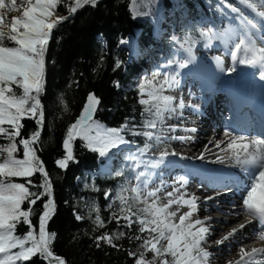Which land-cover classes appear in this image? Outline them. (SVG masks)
Segmentation results:
<instances>
[{
	"label": "snow or ice",
	"instance_id": "6c2138e0",
	"mask_svg": "<svg viewBox=\"0 0 264 264\" xmlns=\"http://www.w3.org/2000/svg\"><path fill=\"white\" fill-rule=\"evenodd\" d=\"M99 0H0V264H28L38 258L46 264H67L64 257L53 250L55 232L47 225L56 211L53 181L38 152L41 131H34L29 137L22 136L26 119L35 120L38 128L44 125V108L41 95L46 83V64L49 43L53 31L70 16L85 6L96 7ZM240 6L230 2L225 7L238 18L239 39L230 52L232 66L226 68L224 61L216 57V65L222 72H234L236 66L245 65L264 69V0H239ZM63 5L67 15H58ZM140 0H131L133 16L140 15ZM19 13L9 20L7 13ZM221 37L209 30L201 33V39L210 44ZM120 43H127L121 40ZM198 40L187 36L180 48L189 54V59L177 62L178 68L188 67L194 59L193 49ZM117 60L115 67L119 68ZM159 75V74H158ZM179 72L164 74L163 80H146L139 84V104L142 106V120L139 125L125 121L120 127L112 128L95 119L101 99L89 93L79 118L69 125L63 140L64 155L55 161L60 169H67L75 162L74 144L77 139L99 157H109L115 150L130 145L127 135L143 136L145 143L125 156L127 167L134 173L135 185L121 186L115 196L119 202L118 211H113L110 221H115L117 230L95 237L96 247L106 244L116 250H123L119 241L128 238L139 241L144 251H128L134 264H211L213 253L208 237L211 235V216H198L200 197L186 191L188 180L180 177L171 191L165 192L167 185L149 189L155 169L164 163L169 155H178L165 149L156 159H145L152 148L161 142L159 134L166 121V114H174L185 107L183 99L166 94L179 84ZM264 79V71L261 72ZM118 88L119 82H114ZM63 103V102H62ZM67 110V104L64 103ZM170 130L175 131V128ZM196 132V128L185 129ZM225 139L215 140L217 163L231 162L234 166L250 173L249 182L241 188V207L245 222L232 227L216 245H223L246 225L256 222L259 230L254 240L264 242V138L238 135L233 131L224 132ZM191 139L190 137H172ZM22 148V157L19 155ZM211 151V149H205ZM186 158V157H184ZM203 160L204 153L196 157ZM42 177L38 184L33 177ZM117 175H124L118 172ZM23 178L26 182H16ZM37 189V190H33ZM184 189V191H182ZM161 193H164L162 196ZM111 195L105 193L106 198ZM217 196L220 193L216 194ZM47 197L45 200L44 198ZM214 196L205 197L206 200ZM38 201H43V211L39 217L38 231L31 216ZM27 203L28 207H23ZM187 208V211L184 209ZM93 223L105 228L106 221L100 215L99 207L93 205ZM77 220L84 217L77 214ZM89 219L92 216L89 215ZM26 225L28 231L17 232L19 225ZM136 232L130 234L133 226ZM127 229L129 231L121 230ZM238 259L228 264H264V246L238 248ZM149 253L151 256L149 257Z\"/></svg>",
	"mask_w": 264,
	"mask_h": 264
},
{
	"label": "trees",
	"instance_id": "16d2710c",
	"mask_svg": "<svg viewBox=\"0 0 264 264\" xmlns=\"http://www.w3.org/2000/svg\"><path fill=\"white\" fill-rule=\"evenodd\" d=\"M144 1L150 11L149 19H136L129 0H99L96 7L85 6L61 23L53 31L47 52L46 83L40 97L45 115L43 128H38L35 120L23 121L22 136L29 137L34 131H41L38 155L53 181L56 204L55 214L47 228L56 233L54 252L64 257L67 264H134V258L129 257L127 252L139 250V241L128 238L118 242L123 245V250L119 251L103 243L98 248L95 243V237L103 232L117 230L116 222L109 221L112 212L118 211L119 202L111 206L105 193L115 189L123 179L102 176L98 171L99 155L86 148L81 140L75 141L76 161L70 162L66 170L55 163L64 155L63 140L67 129L79 118L89 93H95L101 99L97 119L106 126L120 127L126 120L131 124H140L142 106L136 84L146 63L159 60L158 51L152 50L156 55L149 53L142 61H129L120 41L128 40L135 30L156 31L162 24L168 23L173 28L170 33L172 37L164 39L158 46L159 50L170 52L187 36L197 39L198 46H201L204 41L201 39L203 31L199 21L212 14L206 2L213 12L221 16H225L226 2L242 7L239 0ZM67 14L66 8L61 5L58 15ZM147 40V45L152 43L142 37L137 45V53L142 56V46ZM117 60L121 61L119 68L115 67ZM116 81L120 85L118 88L114 84ZM126 138L141 147L146 142L143 136L127 135ZM3 142L6 141H0ZM19 155L22 157V148ZM112 155L117 157L114 153ZM126 155H123L124 158ZM87 173H97V177L93 181L89 178L82 183L76 181L79 177L84 179ZM33 180L38 184L42 177L37 174ZM16 182L26 181L17 178ZM94 204L106 221L105 228L98 229L93 223L95 213L90 209ZM23 207L27 208V203ZM33 207L31 220L38 231L43 201H38ZM77 214L84 219L77 220ZM89 215L92 219H89ZM27 231L26 225L18 226L19 234ZM135 232L134 225L130 234ZM28 264L46 262L34 258Z\"/></svg>",
	"mask_w": 264,
	"mask_h": 264
},
{
	"label": "rangeland",
	"instance_id": "374dc122",
	"mask_svg": "<svg viewBox=\"0 0 264 264\" xmlns=\"http://www.w3.org/2000/svg\"><path fill=\"white\" fill-rule=\"evenodd\" d=\"M129 1H130V5H131V0H129ZM18 2H19V0H18ZM139 6L141 7V11H140L141 14L135 16V18L138 19V20H141V19H149V17H150V11H149L148 7L146 6L145 1L144 0H140V5ZM209 7H210V9L212 11V7L211 6H209ZM14 15H19V13H11V12H9V13H7V18L10 20L11 17L14 16ZM185 19H187V16H186ZM210 23L208 24V23L204 22V23H202V25L200 24L202 26L201 28H202V31L203 32L209 31V29L212 26V24H210ZM163 26H164L163 29L165 31L164 32V37L168 38L169 37V34H170L169 33V30H168V27H167L166 24L163 25ZM212 30H214V28H212ZM142 37H144L146 39L149 38V41L150 40H153L152 43H150L151 45L149 44V47H147L148 40L145 41V45L142 46V48H143L142 49L143 56L140 55L139 52L137 53V51H139L137 45L139 44L140 39ZM162 40H163V36L162 37L161 36L158 37L156 34L154 35L152 33V31H149L147 29H143V30H135L133 32V34L131 35V37L128 40H126L127 43H121L120 45L126 51V53L128 55V58H129V61H131L133 59L134 60L135 59H138V60L142 61V59L144 58V56H146V54L150 53L153 48L156 51L159 50V48H155V47H156V44L159 46L161 44ZM205 45L203 46V44H202L201 46L198 47V44H196V46L194 48V53H196L197 55H200L202 52H204V55H205L208 52L207 51V48H205V47L209 46V44H206V42H205ZM202 50H204V51H202ZM219 54L220 53L218 52V54H216V55H219ZM139 55L141 56V58H138V57H140ZM163 59L164 58L162 57L160 59V62L159 63H161L163 61ZM152 67H153V69L151 71H149L150 68H148V66H147V68L145 69L144 73L138 79L136 85L139 86L140 83H142V82H144L146 80H153V79L163 80L164 74H161L160 73L161 70H158V68H157L156 65H152ZM168 93H169V91L166 94H168ZM139 98H141V97L139 96ZM174 118H175V113L174 114H170V115L169 114H166L165 124L163 126L162 131L159 133L161 135V137H162V140H161V142H159L158 144H156V146H154L152 148V150H155L156 149V152H153V155H160V153L163 152L165 149H167L169 152H173L174 151L177 154H180V156H184V157H187V158L188 157H192L193 155L194 156H197V155L201 154V151L202 150L200 148L197 149V150H194L195 149L194 148L193 149V152H192L191 146H189V142L188 141L185 142L184 141L185 139L183 140L185 143L184 144L182 143L181 145L180 144L177 145V142L170 143V142H167L165 140V138L168 137V136H167V134H165L164 129H165V127H167V123L169 121L173 120ZM202 128H203V130H205V132H201V134L203 133L202 136L204 138L210 139V136L211 135H208L207 134V132H208V125H203ZM170 137L172 138L174 136L173 135H170ZM77 140H80V139H77ZM210 142L211 141H209V143ZM143 146H144V144H143ZM185 151H186V153H185ZM114 152H116V154H121V151L120 150H115ZM131 152H133V151L127 150V151H125L123 153H127V155H128ZM191 152H192V154H191ZM212 157H213L212 160H208V161H211V162L214 161V160L216 161V154H214ZM120 160H122V162L121 163H118V162H114L113 159L110 156L109 157H104V158H101L100 157L99 158V161H98V167H99L100 173L102 175L106 176V177L118 178L119 179L123 175H117V173L118 172H121V171H123L125 173V167L123 168V166L126 165V164H128V161H126L125 158L120 157ZM224 164H228L230 166H233V164L231 162H227V163H224ZM116 165L118 167V171L117 172L115 171L116 168L114 169V167ZM228 165H226V166H228ZM86 177L89 178V179L91 178V180L93 181L95 179V177H96V174H89V173H87L86 174ZM135 183H136V181H134L132 178H130L129 176H127V177H125L123 179V182H121L115 189L109 191L111 193V195L107 199H109L110 205L112 206L113 203L117 202L115 200V196L119 192L121 186L132 187V186L135 185ZM187 192L188 193H192V191H190V190H188ZM161 195L163 196L164 193H161ZM201 209L203 210V207L202 206H201ZM209 209H210V206H209ZM212 215L215 216V219H219V218H222L223 219L224 217L230 218V215H229L228 212L219 213L218 211H216L214 213L213 212H210V215L209 214H206L205 216H212ZM209 224L211 225V227H214V226L217 225V224H215V222L214 223H210L209 222ZM234 224L235 223H230L228 225V227H230V226H232ZM212 235L213 234L211 232V235L208 237L209 244L211 245L209 247V251H211L213 253V256L211 258V264H215L214 262L216 261V259L218 257H216V255H217L216 252H213L214 247L216 246L213 243L214 241H210L209 240V238ZM216 247H218V249L221 250V251L223 249H225V248H222V245L221 246L217 245ZM227 247L228 246H226V248ZM142 251H144V250L142 248H140L139 249V252H142ZM235 252H236V245H235V242H233V243L230 244V249L228 251V254L230 256L223 258V261L221 263L219 261V264H228V261L231 260V256H232V260L234 261V259H236L237 256H238V252H236V253ZM150 256H151V254L149 253V257Z\"/></svg>",
	"mask_w": 264,
	"mask_h": 264
},
{
	"label": "bare ground",
	"instance_id": "6f19581e",
	"mask_svg": "<svg viewBox=\"0 0 264 264\" xmlns=\"http://www.w3.org/2000/svg\"><path fill=\"white\" fill-rule=\"evenodd\" d=\"M139 11H141V7L139 6ZM235 30H233L232 33L228 34L225 36L224 38V41L229 45L227 47H233V44L235 42L238 41L239 39V35H238V32H239V27L238 25L236 27ZM211 29V28H210ZM209 29V30H210ZM221 53V50L219 51ZM218 53V51H217ZM196 66L199 65L198 61L195 60V59H192L191 60ZM238 66H244V65H239ZM241 72H243V69H241ZM243 73H241V76H242ZM243 78H245V76H242ZM216 99H217V102L218 104L219 103H223L222 101L224 100V97L222 95H217L216 96ZM224 107V106H223ZM190 118L188 117L187 119H184V120H181L180 121V124L183 125V126H186L190 123ZM204 122L208 123L209 122L207 121V119L203 120V123L201 125H199L198 127H196L197 131L196 132H191V131H186L185 128L183 127H180L179 129H182V130H179L177 132V136H181V137H185V138H188L190 137L191 139H185L184 141H188L189 142V146H191V149H192V152H193V149L194 150H197V149H201V154L204 153L205 155V158L203 160L201 159H197L196 157L200 156L201 154L197 155V156H192V157H186L187 159L189 160H196L197 164H202L203 162L205 161H208V160H212V156L214 154H216L218 152V149L215 148L214 146V141L217 140V139H225V137L223 136V133L222 135H219L218 136V130H214L212 135L210 136V139H207V138H204L201 134V132H205V130H203V125H204ZM247 128L250 129L251 131H253V127H256L257 126V122H248L246 124ZM252 127V128H251ZM253 134V133H252ZM257 136V135H256ZM196 137V138H194ZM183 140H178L177 141V145H181L182 143L184 144ZM209 141H211L209 143ZM211 149V151H205V149ZM191 152V154H192ZM186 153V151H185ZM190 153V152H189ZM180 155V154H179ZM184 156H181V158H183ZM180 161H176L175 162V165L179 164ZM208 162H211V161H208ZM211 163H215V164H219L220 166H224V167H228L230 165L228 164H221V163H217L214 161H212ZM228 165V166H226ZM113 170V169H112ZM171 180L173 181V185L175 186H179L176 184V182L179 180V178L175 177V176H171ZM159 181H162V178L159 177ZM157 187V183L155 182L153 184V189ZM172 190V187L169 188L168 190H166L165 192L167 191H171ZM192 191V193H194L196 196L200 197V200L198 201L199 203V212H198V216L200 218H203L206 214H209L210 215V212H216L218 211L216 206H215V203L217 201L218 196H215V193L214 191H212L210 188L208 187H188L186 188V191ZM182 191H184V189H182ZM208 196H214L215 198L212 199V200H206L205 197H208ZM232 196H227L225 198L226 202L228 204L231 203L232 199H231ZM201 206L203 207V210L201 209ZM209 206H210V209H209ZM188 209L185 208L184 211H187ZM219 213H224V212H228L229 215H230V218H226L224 217L223 219L222 218H219V219H215V216H211L212 217V220L209 221L210 223H214L217 224L216 226H214L215 228L213 230H215L216 232L214 233V235H212L209 240L210 241H215V240H218V239H221L223 235H225L228 231L231 230L232 227L236 226L237 223L239 224L240 223V219L243 217V209L241 207V203L238 207V210L236 211H233L231 209H225L224 211H218ZM208 222V223H209ZM230 223H235L234 225L228 227V225ZM242 223V222H241ZM259 230V228L254 225L250 228H244L243 230H241L239 233H237L236 236H234L233 238L229 239L228 241H226L223 245H222V248H225L223 249L222 251L218 249V247H214V250L213 252H216V257H218L216 259V261L214 262L215 264H219V261L220 263L223 261V258L225 257H229L230 255L228 254V251L230 249V244L235 242V245H236V252H238V248L240 247V245H249V247L247 248H251V247H257V245H252L256 240H254V237H255V234L256 232ZM211 231H212V227H211ZM221 246V245H219ZM226 246H228L226 248ZM261 246H264V243H261ZM235 252V253H236ZM238 259V256L237 258ZM234 259V260H236ZM231 260H232V256H231Z\"/></svg>",
	"mask_w": 264,
	"mask_h": 264
},
{
	"label": "water",
	"instance_id": "95a60500",
	"mask_svg": "<svg viewBox=\"0 0 264 264\" xmlns=\"http://www.w3.org/2000/svg\"><path fill=\"white\" fill-rule=\"evenodd\" d=\"M100 108H101V105H100V107H99V110H100ZM99 110L96 112V114H95V119H97V115H98V112H99ZM81 115V114H80Z\"/></svg>",
	"mask_w": 264,
	"mask_h": 264
}]
</instances>
